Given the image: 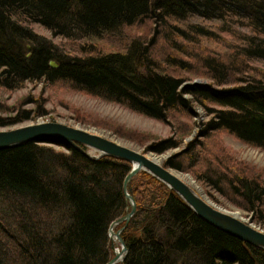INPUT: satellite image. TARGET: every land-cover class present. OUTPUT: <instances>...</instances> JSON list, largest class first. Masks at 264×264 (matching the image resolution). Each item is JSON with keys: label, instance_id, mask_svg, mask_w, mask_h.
Listing matches in <instances>:
<instances>
[{"label": "trees", "instance_id": "1", "mask_svg": "<svg viewBox=\"0 0 264 264\" xmlns=\"http://www.w3.org/2000/svg\"><path fill=\"white\" fill-rule=\"evenodd\" d=\"M254 61L264 62V0H0L2 90L43 82L168 124L175 137L145 151L181 148L161 164L264 227V169L237 161L220 139L264 150V71ZM35 105L3 117L12 111L0 103V128L44 115ZM197 107L208 120L183 145ZM109 128L140 146L152 138ZM130 170L58 141L2 149L0 264H106L115 249L108 228L130 210ZM127 188L136 212L115 228L127 249L116 264H264L263 250L208 225L156 178L139 173Z\"/></svg>", "mask_w": 264, "mask_h": 264}, {"label": "rangeland", "instance_id": "2", "mask_svg": "<svg viewBox=\"0 0 264 264\" xmlns=\"http://www.w3.org/2000/svg\"><path fill=\"white\" fill-rule=\"evenodd\" d=\"M211 24L212 23H210V25ZM28 27H30L37 35L43 36L44 38L52 41L58 46H61L63 42H65L63 39L61 40L52 36L49 31L41 26L29 23ZM67 51L70 52L69 50ZM253 63L254 68H260L264 71V62L254 61ZM194 82L198 81L195 80ZM28 99H31L32 103L29 104ZM35 102L43 105V111L45 112L44 115L36 116L33 121L23 122L20 125H15L12 127H1L0 131L12 130L13 128L22 127L23 125H28L32 124L33 122L44 120L54 122L58 121L65 124L69 123L71 125H79L87 130H94L95 133L104 135L106 138L112 139L119 145H124L131 149L133 148L138 152H141L142 154L144 153L149 156L157 155L161 158L160 163H162L170 155L175 154V152H178L181 149L176 148L175 150L167 151L162 155L153 154L148 151L146 152V146L153 140H162L164 138L175 137L172 132V127L168 124L161 123L153 119L151 120L144 116H139L134 112H129L120 105L118 106L110 102H103L98 98L95 99L91 96L84 95L79 92H63L52 88L43 82H27L25 83L24 87L21 88V90H16L10 93L5 92L0 88V103L5 107L10 108L8 110L12 111L11 113H2L1 116L3 117H5L6 114H10V116L13 115L15 113V110L19 108L25 110H33L36 106ZM196 109L197 115L192 119V121L189 122L193 125L192 130L194 133L182 141L183 145L186 144V141L191 140L194 134L198 132L201 124L205 123L208 120V116L205 115L203 109H201L200 107H197ZM110 126H118L130 131L134 130L139 133H145L152 138L148 141L146 140L143 143V146H140L125 138L118 137L109 128ZM220 139L222 140V143L226 150L237 161L243 162L250 167L253 166L257 170L264 169L263 149L261 150L254 147H249L242 142L232 139L230 136L228 137L222 135ZM192 179L197 185L198 189H196V191H198L200 195L220 208L223 207L230 212L240 213L242 217H244L242 219L251 222L252 225L258 226L264 231V227L253 220L252 214H248L244 211L239 210L233 205H229L221 196L211 190H208L204 184L197 182L193 177ZM115 228L113 232L115 231ZM112 244L117 247V244L115 242H112Z\"/></svg>", "mask_w": 264, "mask_h": 264}, {"label": "water", "instance_id": "3", "mask_svg": "<svg viewBox=\"0 0 264 264\" xmlns=\"http://www.w3.org/2000/svg\"><path fill=\"white\" fill-rule=\"evenodd\" d=\"M56 66L54 61L50 63V67ZM45 140L58 141L66 147L79 151L88 159L112 157L121 161L124 160L131 166V170L125 176L122 185L124 197L130 210L123 217L114 220L108 228L109 240L115 242L117 247L113 252L114 257L106 264L122 262L126 257L127 249L120 238L122 228L114 232L113 230L120 224H127L130 221L129 219L135 215V201L129 195L127 185L136 175L144 172L167 186L176 196L181 198L197 217L204 220L208 225L264 251V231L262 229L252 225L251 222L245 219L237 218L232 215L233 213L223 210V208H218L213 203H209L205 197L200 195L182 178L180 172L164 167L160 163L159 156L142 154L133 148L119 145L112 139H108L90 129L87 130L79 125L65 124L58 121L33 122L12 130H1L0 151L2 149H12L26 142Z\"/></svg>", "mask_w": 264, "mask_h": 264}, {"label": "bare ground", "instance_id": "4", "mask_svg": "<svg viewBox=\"0 0 264 264\" xmlns=\"http://www.w3.org/2000/svg\"><path fill=\"white\" fill-rule=\"evenodd\" d=\"M51 63V62H50ZM94 131V130H93ZM150 156H153V155H150ZM160 160H161V158H160ZM181 174V176H182V178H184V180L186 181V182H188V184L189 185H191L192 186V188L193 189H198L197 188V185L195 184V182H194V180L192 179V177L190 176V175H186V174H182V173H180ZM209 201V200H208ZM209 203H212L211 201H209ZM218 207V206H217ZM218 208H220V207H218ZM223 207H221L220 209H222ZM223 210H224V208H223ZM226 210V209H225ZM226 211H228V210H226ZM230 212V211H229ZM230 213H233L232 215H234V216H236L237 218H244V217H242V215L240 214V213H237V212H230Z\"/></svg>", "mask_w": 264, "mask_h": 264}]
</instances>
